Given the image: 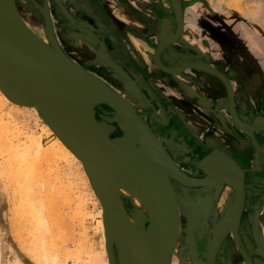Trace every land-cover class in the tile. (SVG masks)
<instances>
[{"label": "water", "instance_id": "1", "mask_svg": "<svg viewBox=\"0 0 264 264\" xmlns=\"http://www.w3.org/2000/svg\"><path fill=\"white\" fill-rule=\"evenodd\" d=\"M48 1L50 0H43L44 6L48 4ZM54 1L59 7H62L59 0ZM121 1L126 5L129 3V0ZM162 1L164 2L163 8L156 0H150L148 4V8L154 13L155 29L150 30L148 35L135 30H132V33L139 40L145 42L146 51H151L150 54L153 52L152 59L150 57L147 63L149 70L154 75L158 77L160 73L165 75L160 77L163 87L170 93L174 88H181L182 92L180 98L162 96L157 90L158 94L169 105L175 102L180 109H176V111L180 113L184 112L188 115V112H193L195 107L197 108L194 115L196 114L199 121L195 128L189 121L182 125L185 138L194 143L193 148H198L199 153H207L200 162L193 163L196 169L202 173L201 178H193L182 172L132 106L94 76L83 72L82 74H85L84 76L87 77L97 93L94 107L106 106L110 109L111 116L107 123L110 125L111 131L115 124L120 132V136L114 140L121 146L124 158L117 165L106 163L91 148L87 135L82 131L81 123L75 118L71 102L64 88L50 71L37 48V43L20 19L13 0H0V56L12 64L19 75L31 86V94L12 96L10 101L20 106H25L23 102L35 106L80 157L92 176L91 178L87 175L97 198L103 205L107 222L112 227L121 226L120 222L124 219L116 182L132 170L155 186L159 203V219L155 224H148L147 254L144 264H169L170 262L171 251L178 231V210L172 181L182 186L196 188L228 183L237 189L238 195L234 204V212L217 233L213 244L216 246L221 244L228 232L232 231L237 250L239 249L240 256L248 263V257L237 239L238 228L245 209L244 171L227 152L232 154L241 152L245 158H249L247 165L257 164L260 161L264 163V124L254 118L256 116L254 114L255 101L248 93L247 73L240 68L243 60L239 57L232 59L229 54L215 58L214 55H218L213 50L214 46L217 47L215 43L219 48L220 46L228 48V46L222 41H214L212 33H209L206 28L204 29L202 23L197 25L188 15L192 6L201 0ZM83 2L84 0H80L78 6L80 9ZM91 2L95 5L92 10L97 12L103 21H114L110 12L116 7L129 20L138 22V24L142 23V15L147 17L143 12L136 19V15L133 17L125 10V6L118 4L119 0H92ZM127 22L130 21H123V23ZM46 24L48 25V20ZM128 27L129 25L125 30L130 32ZM145 27L151 29L150 26ZM202 29L206 33H203ZM167 30L168 36H165ZM47 32L49 39L55 44L57 52L72 65L54 42L50 31ZM191 32H196L198 35L196 47H192L186 42V37ZM125 35L124 33L123 36ZM137 57L136 60L146 63L140 56ZM214 59L217 64L215 68L210 65ZM74 67L76 66L74 65ZM76 69L78 70L77 67ZM229 73L234 76L236 90H234ZM191 86L196 87V90L194 91ZM191 91L192 95L188 93ZM237 99L240 101L241 107L236 106ZM98 110L101 108L99 107ZM238 110H241L242 116L247 117L250 121L247 122L240 118ZM177 114L175 113V115ZM217 144L223 150L218 148ZM217 149L223 152H219ZM217 159H221L227 164L220 170L223 173H228L233 169L236 174L235 178L226 175L225 177H215L214 164ZM262 203H264V197L256 198L255 205L252 207L255 212L253 213L252 232L255 236L259 221L256 207ZM113 212L118 216V219H121L120 222L115 219ZM121 230L125 233L126 229L122 228ZM124 237L126 238V234Z\"/></svg>", "mask_w": 264, "mask_h": 264}, {"label": "rangeland", "instance_id": "2", "mask_svg": "<svg viewBox=\"0 0 264 264\" xmlns=\"http://www.w3.org/2000/svg\"><path fill=\"white\" fill-rule=\"evenodd\" d=\"M119 1L118 4L125 6V10L133 17L136 15V19L143 12H145L144 14L147 17L142 15V23L140 24L132 20H130L131 22L123 23L120 16H116L114 21L110 22L101 20L97 12L92 9L88 10L85 4L83 6V3L80 9L78 7L80 0H59L62 7H59L54 0L48 1L46 6H44L43 0H27L25 2L30 10L35 9L40 16L46 17L47 13L48 15L50 14L54 30L51 25H47L45 22L43 25L45 35L48 38L47 31L49 30L58 48L72 62H77V65L79 63L80 65L78 66H81V69L94 76L114 92L128 98V102L140 115L143 122L150 130L152 129L153 133L155 132L154 135L158 138L175 165L178 164L184 170L200 173L202 176V173L196 169L193 163L200 162L207 153H199L198 148H193L194 143L185 138L182 125L184 122L189 121L192 127L195 128L199 121L196 114L194 115L197 108L190 104L195 109L186 115L184 112L176 111V109H180H178L175 102L171 105L167 104L157 90L160 91L162 96L180 98L182 94L181 88H174L171 93L170 91L168 92V89H165L163 83L160 82V77L162 78L165 75L162 73H160L159 77L154 75L149 70L147 62L136 60L137 56L144 60V51H146L147 47L145 42L134 36L135 34L132 33V30L148 35L150 30L155 29L154 13L148 8L150 0H129L128 5L126 3L124 5L121 0ZM156 1L163 8L164 2L162 0ZM13 2L21 16L20 10H22V7L17 4L16 0H13ZM28 13L25 12V14L30 16L33 15V12ZM25 23L28 25L27 22ZM128 25L130 32L125 30ZM28 26L30 27V25ZM145 26H150L151 29ZM124 33L126 34L125 36H123ZM197 36L196 32H191L186 37V42L192 47H196L198 45ZM40 38L42 39V37ZM47 38H43V40L48 42ZM191 87L194 88V91L196 90V87ZM188 93L191 94L192 91ZM22 107L19 106L16 109L11 104H8L4 106V113L10 114L12 124L19 129V133H22L20 137L30 134L39 140L41 146L49 147L54 141L53 134L46 130L44 122L38 115ZM99 107L101 111L98 110ZM96 108L99 111V117L105 118V121L108 122L109 116L105 112L110 114V109L106 106H98ZM104 114L105 117H102ZM112 135L120 136L115 124H113V129L110 131V136L112 137ZM18 154L22 155L20 152ZM242 156L243 160H245L244 155ZM17 157L19 158V156ZM39 158L32 161L30 158L29 160H24L20 157L19 162L17 160L12 165V167L15 166L13 168L15 172L13 173L11 168V178L7 174L6 176L4 175L5 178L1 174L0 169V264H14L15 259L21 264H37L29 258L30 250L32 251L31 247L36 245L34 247L37 249L39 243L41 247L47 244L48 241L52 243L50 242L46 246L50 245V249H52L51 244H54V249L61 256L66 252H79L81 248L79 253L83 251L84 253L82 254L87 251L96 253L103 250L102 231L98 225L101 216H99L98 212H104V209L82 166L76 163L77 161L72 162L71 159L61 158L57 162H50L52 156H47L50 159ZM20 161L27 162L25 163L26 166L28 164L27 168L26 166L23 168L21 165L24 162L20 164ZM34 161H41V163ZM1 162L2 157L0 156ZM32 162L39 165L36 166ZM30 164L33 165L30 166ZM33 168H36V170ZM12 175L14 176L13 178L17 176V179H12ZM27 175L32 176L33 179L34 177L39 178L35 179V182L33 179L30 180ZM24 176L28 178L26 179ZM22 179L26 181L18 183V181L23 182ZM11 181L17 189L13 187ZM31 182L35 183L32 184L34 188H30L29 184ZM27 183H29V187H27ZM25 185L28 190L24 189L26 188ZM18 186H20L19 190ZM180 186L185 193L188 192L185 196H182L185 201H187L188 197L195 198L198 201L195 210L187 212L190 219L196 220L186 225L188 241L192 245H196V240L200 237L204 239V243L210 245L224 225L227 216L229 217L234 198H231L230 191L224 186L217 185L204 188ZM246 188L247 202L238 228L237 239L248 257V263L245 262L235 248L234 236H231V233L226 235L221 246L224 242L231 243L232 256L234 257L231 264H253L252 257L254 258V264H264V203L256 207L259 220L258 231L256 236L252 232L253 213H255L252 207L255 205L256 198L261 199V197H264V183L256 185L255 180H252L248 175ZM15 191H18V193ZM18 194L21 195L18 196ZM214 194L216 196L211 202L209 199ZM218 197L219 199L226 198L227 204L222 205V200H218ZM219 206L220 208L222 206L223 215L214 227L209 222L207 214L211 208ZM213 216L215 215H212L211 218ZM179 217L183 218L184 214L180 212ZM44 224H48V226L46 227ZM39 227H44V229L49 227L51 229L48 228L49 233L52 235L51 237L49 236L50 239L47 237L50 234L46 235L48 230L45 229V232H47L44 233L46 236L44 239L47 241H42L44 239L39 234L41 232L37 231ZM39 231H41V228ZM228 235L230 236L227 237ZM46 246L39 247V251H42ZM60 260L62 262H59L58 259L56 264H85L84 261L77 262L69 258ZM47 264H52V262L49 261Z\"/></svg>", "mask_w": 264, "mask_h": 264}, {"label": "bare ground", "instance_id": "3", "mask_svg": "<svg viewBox=\"0 0 264 264\" xmlns=\"http://www.w3.org/2000/svg\"><path fill=\"white\" fill-rule=\"evenodd\" d=\"M91 1L92 0H84V2H83V6L85 4V6L88 10L95 8L94 3ZM115 10L120 12L118 17L120 16L123 21H130L129 18L120 9H118L116 7ZM110 14L112 17L114 16L113 19L116 17L114 15V10H112L110 12ZM86 15H87V13H86ZM19 16H20V14H19ZM20 19L24 23V25H25L27 31L29 32V34L31 35V37L37 43V48H38L39 52L41 53L42 57L44 58V60L46 61V63L48 64L50 71H52V73L54 74V77L57 80H59V83L64 88V91L66 92V94H67V96L71 102V106L73 108V113L75 115V118L79 123H81L82 131L87 135L91 148L93 150H95L97 152V154L106 163H108L110 165L119 164L124 158V152H123L121 146L118 145L117 142L114 140V138H116L117 136H114V137L110 136V131H111L110 125L105 121V118L102 119L101 117L98 116V112L101 110L97 111L96 110L97 108L94 107V101L96 100L97 93H96V90L94 89V87H92V85H91L90 81L87 79V77L84 76L85 74H82L83 72H86V71L81 69L76 63L72 62L63 53L71 61L73 66L70 63H68L66 60H64V58L61 57V55L57 52L55 44L49 39V37L47 38L48 42H45L43 39H41L37 35V33L35 31H33L25 23V21L22 19L21 16H20ZM166 35L168 36V30H167V33L165 34V36ZM150 52L144 51V60L146 62L150 59V57L152 59L153 52L151 54H150ZM74 65L78 68V70L76 69V67H74ZM30 89H31V86H29L28 83L19 75L16 68L12 64H10L7 60H5L4 58H2L0 56V156L2 157V162L0 163L1 174H3V176L4 175L6 176V174L10 175L9 178H11L10 172L15 167V166L12 167V165L17 160L19 162L20 157H22V159H24V160H27V159L29 160V158H30L33 161V160H37V158H39V157H41V159H43L42 157L47 158V156L49 155L50 157L52 156V159L47 158V159L51 160V161L49 160L50 162H57L61 158L71 159L72 162L77 161L76 163H79L82 166L84 173L86 175H89L92 178L90 172L88 171L86 166L83 164L80 157L72 150V148L67 144V142L64 140V138L45 119V117L42 115V113L35 106L29 105V104L24 103V102H23V105H25V106H23L22 108H26L28 111L34 112L36 115H38L42 119V121L44 122L46 130L53 134L54 141L49 147L48 146L45 147V146H41L39 143V140L30 134L25 135V137H20L22 133H19L18 132L19 129H17L12 124V120L10 118L11 116H9L10 114H8L6 112L4 113V106L11 104L13 108L17 109L20 105L11 102L10 97L17 96V95L28 96V94H31ZM119 96L126 103H128L130 106H132L130 104V102H128L127 97H124L123 95H119ZM105 114L106 115L108 114L109 119H110L111 112H110V114L105 112ZM105 114L102 117H105ZM109 119H107V120L109 121ZM151 131H152V129H151ZM23 134H25V133H23ZM154 134H155V132H154ZM215 145H216V143H215ZM217 146H219L218 148L222 149V147L219 144H217ZM10 150L12 151L13 154L11 153ZM19 152L22 154L21 156L18 154ZM219 152H220V150H219ZM227 154L229 156H231L232 158H234L235 160H237L243 164H245V163L247 164V161L249 159V158L247 159L244 157L245 160H243V158H242L243 154L241 152L238 154H232L230 152H227ZM17 156H19V158ZM16 158H18V159H16ZM22 162H24V163L21 166H23V168H24V166H26L25 163H27V162H25V161H22ZM22 162L20 164H22ZM34 162H37V163L40 162L41 163V161H34ZM34 162H32L34 165L35 164H36V166L39 165V164L34 163ZM32 165L30 164V166H32ZM260 165L264 166V163H262L260 161ZM27 166H28V164H27ZM27 166H26V168H27ZM224 166H227V164L225 162H223L221 159L216 160V163L214 164V167L216 169L215 170V177H218V176L219 177H225V175H226V176H229L231 178H235L236 174L234 173L233 169H231L232 171L228 170L229 171L228 173H223L220 170ZM33 169L36 170V168H33ZM3 171L5 172V174ZM12 171H13V173L15 172L14 169ZM32 171H34V170H32ZM239 171H240V169H239ZM37 173H38V171H37ZM240 173L242 174L241 171H240ZM18 174H20V173H18ZM21 174H22V172H21ZM23 175H24V171H23ZM38 176H39V174H38ZM251 176H254V175H251ZM13 177L14 176L12 175V179H14V180L17 179V176H15L16 179ZM24 177L27 179L30 176H28V177L24 176ZM31 177H30V180L33 179V177L32 178ZM38 178L39 177H34L33 181H35V179H38ZM262 178H264V177H262ZM252 179H253V177H252ZM30 180H29V182H30ZM22 181H23V179H22ZM25 181L26 180H24L23 182L18 181V183H24ZM255 181H256V179H255ZM9 182H10V180H9ZM11 183L13 184V187H14V183L12 181H11ZM38 183H40V182H38ZM28 184L29 183L26 184L27 187H29ZM32 184H35V183L31 182L29 184L30 188L33 187ZM26 185H25V187H26ZM115 185L118 189V197H119L120 203H121L123 211H124V219H122V221H121L120 218L118 219V216L115 214V212H113V216L115 217V219L118 222L121 221L120 222L121 226L119 225V227H116V226L112 227L107 222V219L105 217L104 212L103 211L98 212L99 216H101V220H99L98 225L102 231V242H103V245H102L103 250L102 251L96 252V253H92V252L87 251V252H85V254H82V253H84L83 251L81 253H79L80 250L82 249L81 248V249H79V252H74V253L73 252L72 253L66 252L63 256H61L54 249V244H51V247H53L52 249H50V245H48L49 248H48V246H46L48 243L50 244L51 241L50 242L48 241V243L46 242L47 244L43 243L44 241H47L44 239L46 237L44 235V233L47 232V231L45 232V229L48 230V228H49L48 227V228L44 229V227H45L44 226V227H39V229L37 230L38 232H41L39 234H41L43 239H44V240H42L43 241L42 243L44 245L40 247L41 244L39 243V245H37V246H39L40 248L46 246V248H44L43 250L41 249L42 251H39V247H37V249H38L37 250L34 247L36 245H34V246L31 245L32 251L30 250V252H31L30 257H29L30 260L37 263V264H47L49 261L52 262V264H56L58 259H59V262H62V260H60V259H68V258L74 259L77 262L78 261L79 262L84 261L85 264H144L145 259H146V254H147V238H148L147 228H148V224H155L156 222H158V219H159V203H158V196H157L155 186L152 183L145 180L143 177L139 176L137 173H135L132 170H130V172H128L122 179H120L118 182H116ZM218 185L224 186L225 188H227L230 191L231 198L232 197L234 198L233 208L229 214V217L231 218V216L234 212V208H235L234 204L236 201V197L238 195L237 189L233 185L228 184V183L227 184L222 183V184H218ZM20 186H18V190L20 189ZM214 186H217V185H214ZM27 187L24 189L26 190ZM14 188L17 189L16 186ZM179 188H181V186L178 183L172 181V189H173L175 201L177 203V210H178V195L176 194V191L178 192ZM21 189H22V187H21ZM30 190H32V189H30ZM15 192L18 193V191H15ZM24 193H25V191H24ZM19 195H21V194H18V196ZM24 196H25V194H24ZM26 196H27V194H26ZM19 198H21V197H19ZM35 209H36V207H35ZM229 217L227 216L226 220H228ZM40 218H42V217H40ZM43 221H42V224H43ZM37 225H39V224H37ZM44 225H46V224H44ZM178 225H179V214H178ZM47 226H48V224L46 225V227ZM40 228H41V231H39ZM122 228L126 229L125 233L121 230ZM49 232L50 231L48 230L46 235ZM230 233L232 236V231L228 232V234H230ZM49 234L50 235H47V237L52 236L51 233H49ZM125 234H126V238L124 237ZM229 236L230 235H228L227 237H229ZM50 237H49V239H50ZM51 239H54V238H51ZM177 240H178V231H177V235H176V240L174 242V246H173L172 251H171V257H170L169 264H174V261L179 258V253L177 251L178 250L177 249ZM37 241L39 242V240H37ZM235 248L237 249L238 247H235ZM81 259H83V260H81ZM14 264H21V263L15 259Z\"/></svg>", "mask_w": 264, "mask_h": 264}, {"label": "crops", "instance_id": "4", "mask_svg": "<svg viewBox=\"0 0 264 264\" xmlns=\"http://www.w3.org/2000/svg\"><path fill=\"white\" fill-rule=\"evenodd\" d=\"M119 14L114 10L115 16ZM188 15L197 25L202 23L204 29L212 33L214 41H222L230 48H219L213 42L217 46L213 50L218 53L215 58L229 54L232 59L239 57L243 60L240 68L247 73L248 93L255 101L254 118L264 124V0H201L192 6ZM204 29L201 31L206 33ZM210 65L217 67L215 59ZM229 77L234 80L231 73ZM235 83L233 81L234 90ZM237 105L242 106L238 99ZM238 114L250 121L242 116L241 110Z\"/></svg>", "mask_w": 264, "mask_h": 264}, {"label": "flooded vegetation", "instance_id": "5", "mask_svg": "<svg viewBox=\"0 0 264 264\" xmlns=\"http://www.w3.org/2000/svg\"><path fill=\"white\" fill-rule=\"evenodd\" d=\"M16 1H17V4L22 7V10H20V12H21V16L24 19V21L27 22L28 25H30V27L37 33V35L42 37V39L47 38L44 32V28H43V25L45 24V22H47V20H48V24L51 25L52 29L54 30L53 23H52V17L50 16V14L48 15L47 13L46 17L43 15L40 16L36 12L35 9L30 10L28 8V5H26L27 0H23L24 2L21 0H16ZM25 12L27 13L33 12V15L30 16L28 15L29 13L25 14ZM37 23L39 24L37 25ZM78 65L80 64L78 63ZM114 136H118V135H112V137ZM217 150H220V149H217ZM235 162L239 165L240 169L244 171L243 176H244V187H245V202H244V207H245L246 202H247V188H246L247 176L249 175L251 178L253 177L252 180L256 179L255 181L256 185L258 183H264V178H262L264 177V166H261L260 163H257V164L251 163L247 165L246 163L243 164L237 160H235ZM176 166L182 172H184L186 175L190 177H193V178L202 177L200 173H195L193 171L184 170V168L178 164H176ZM251 175H254V176H251ZM186 193L185 191L182 190V188H179L178 192L176 191V194L178 195L179 214L180 212H182L185 218L183 217L184 218L183 219L182 217H179V229H178V240H177V249H178L177 251L179 253V258L174 261V264H231L234 258L232 256L231 243L229 244V242H224L225 244L223 243L222 246L221 244H218L216 246L213 244V241H212L211 244L209 245L207 243H204V239L200 237L198 238V240H196V245H192L188 241V235H187L188 230H187L186 225L187 223L194 222L196 220L190 219L189 218L190 216L187 214V212H191L195 210V207L198 205V201L195 198L193 199L192 197H188L187 201H185L182 196H185ZM215 196L216 194L212 195L209 200L213 202ZM218 200H222V205L227 204L226 198L219 199L218 197ZM232 208L230 209V212ZM207 215L209 217V222L211 223L212 226L215 227L223 215L222 206L221 208L220 206L211 208ZM212 215H215V216L211 218ZM234 246L236 247L235 242H234ZM251 259H252V263L254 264V258L252 257Z\"/></svg>", "mask_w": 264, "mask_h": 264}]
</instances>
